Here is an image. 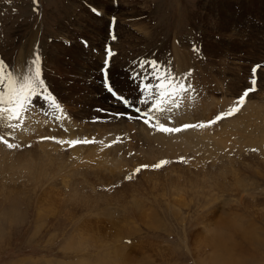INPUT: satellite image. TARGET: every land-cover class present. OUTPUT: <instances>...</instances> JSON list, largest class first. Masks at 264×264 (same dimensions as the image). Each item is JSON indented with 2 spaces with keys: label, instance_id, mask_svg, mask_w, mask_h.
<instances>
[{
  "label": "rangeland",
  "instance_id": "374dc122",
  "mask_svg": "<svg viewBox=\"0 0 264 264\" xmlns=\"http://www.w3.org/2000/svg\"><path fill=\"white\" fill-rule=\"evenodd\" d=\"M6 1L14 2L12 16L10 7H2ZM20 1L25 9L19 12ZM66 4L69 0H0V148L8 159L21 150L23 164L19 177L0 175V264H264V0H71L69 15L78 17L67 23V39L55 31ZM91 7L110 17L94 16ZM125 10L134 18L127 20L128 27L121 25L126 28L121 34L117 25L126 20ZM109 19L117 38L108 45L118 50L109 57L110 65L116 60L134 64L143 56V61L170 65L179 74L185 68L187 76L207 88L208 98L194 102L193 111L178 122L194 114L197 125L208 124L212 113L221 110L224 116L217 123L191 127L208 135L206 140L213 137L211 152L153 145V138L146 143L136 138L145 136L142 131L126 133L135 123L108 116L121 112L118 105L109 112L104 102L97 103L96 90L104 92L96 77L104 62ZM35 34V45L46 42L35 47L34 61L25 71L23 83L31 87L20 92L18 101L21 135L7 137L4 125L11 107L5 101V79H12L18 52H30L27 44ZM82 38L87 47L78 41ZM173 45L182 51L177 55L181 66ZM119 61L109 68L110 80L129 90L128 67H120ZM257 65L258 85L252 86L249 70ZM119 72L123 81L116 79ZM256 86L233 115L225 105ZM31 92L54 96L71 113L77 130L38 131L36 118L44 124L43 115L24 107V102L32 106L40 99L30 102L32 94L25 99ZM118 127L123 134L121 142L115 141L120 148L116 153L113 145L101 144L113 139ZM71 133L72 140L95 141L92 145L99 150L58 142L70 141ZM106 147L115 154L106 153ZM238 148L243 158L230 155L229 162L220 163L219 156ZM149 150V156L142 153ZM220 220L222 227H215ZM123 246L125 253L117 256L115 250Z\"/></svg>",
  "mask_w": 264,
  "mask_h": 264
},
{
  "label": "bare ground",
  "instance_id": "6f19581e",
  "mask_svg": "<svg viewBox=\"0 0 264 264\" xmlns=\"http://www.w3.org/2000/svg\"><path fill=\"white\" fill-rule=\"evenodd\" d=\"M70 1L71 0H69V5H67L68 4V1H66L67 2V4H66V9L64 8V11L62 12V14L64 15L63 16V19H62V21H60L59 23H58V25L56 26V32H58L57 33V36H58V34L60 35V36H64V38H66L67 39V23L70 21V18L73 16V18H75V17H78V15H73V14H71V15H69L70 13H69V8H70ZM80 1V0H79ZM83 2V1H82ZM95 4V3H94ZM111 4V3H110ZM216 4V3H215ZM99 6L101 5V4H98ZM206 5V4H205ZM69 6V7H68ZM67 7H68V10H67ZM22 8H23V5H22ZM202 8V7H201ZM214 8V7H213ZM71 9V8H70ZM215 9V8H214ZM72 11V10H71ZM100 12H99V15H104L105 17L107 16V17H110V16H108V14L107 13H105L102 9H100L99 10ZM124 13H126L125 15V17H124V19H126V20H122V21H119V26L117 25V28H121V25L123 26V25H125V26H129V23H128V19L129 20H131L132 21V19L131 18H134L133 17V15L132 16H128L130 13L128 12V11H126L125 10V12ZM121 14V13H120ZM203 14V13H202ZM204 15V14H203ZM233 16V15H232ZM118 20H119V18H118ZM226 21V20H225ZM100 22V21H99ZM138 25V24H137ZM125 26H123V27H125ZM138 27V26H137ZM122 30H121V34H122V32L123 31H125L126 30V28H121ZM141 29V28H140ZM119 31H120V29H119ZM118 31V32H119ZM35 32H37V31H35ZM124 34V33H123ZM142 34H144V33H142ZM147 34V33H146ZM148 35V34H147ZM37 35L35 34V39L33 40V41H31L29 44H27V46L28 47H30V52L29 51H27V53H25V56L21 53H19L18 52V54H17V58H16V61H15V63L16 64H14L15 66H14V72H12L11 74H12V79H9V80H6L5 79V81H6V86H4L3 87V90H4V94H5V101L7 102L8 100H10V103H8V106H10L11 107V109L8 111V115H7V119H6V121H5V132H4V136H6L7 135V137H10V135L11 134H15L16 133V135L17 136H20L21 135V128H22V126L23 125H20L21 124V122H20V124L18 125L17 123H19V120H20V118H21V116H20V105H19V97H20V92H21V90H20V85L21 84H23V81H25V71H27V69L32 65V60L34 61V49H35V47L36 46H38V47H41V48H43L44 47V44H45V42L43 43V45H35V42L37 41ZM55 37V36H54ZM145 37V36H144ZM250 37V36H249ZM117 38V37H116ZM174 39H173V41H172V43L173 44H175V41L177 40V38L174 36L173 37ZM62 40H64V39H62ZM121 40V39H120ZM67 41V40H66ZM167 42L168 41H165L164 43H163V45L166 47L167 46ZM178 42V41H177ZM41 42H39V44H40ZM58 43V42H57ZM105 44H107L108 45V39L106 40V43ZM120 44V43H119ZM47 45V44H46ZM129 45V44H128ZM131 45V44H130ZM51 46H52V44H51ZM109 46L111 47V45H110V43H109ZM149 46V45H148ZM174 46V45H173ZM173 46H171V47H173ZM46 47V46H45ZM109 47V48H110ZM175 47V46H174ZM172 48V52H173V49H174V52L173 53H175V62L177 61V63H178V65L179 66H181V63L180 62H182V58L181 57H178L177 55H182V51H180L179 50V48H177V47H175V48ZM179 47V46H178ZM212 47V46H211ZM53 48V47H52ZM58 48H61L59 45H58V47H57V49ZM104 48H106V47H104ZM162 48V47H161ZM176 48H177V50H176ZM65 49V48H64ZM67 49V48H66ZM39 50V49H38ZM123 50V49H122ZM176 50V51H175ZM43 51V50H42ZM47 51V50H46ZM62 51V50H61ZM65 51V50H64ZM104 51V50H103ZM118 51V50H117ZM44 52V51H43ZM67 52V51H66ZM65 53V52H64ZM103 54V53H102ZM43 55V54H42ZM141 55V54H140ZM38 56V55H37ZM66 56V55H65ZM142 56V55H141ZM139 58V57H138ZM184 58V57H183ZM114 59V58H113ZM126 59V58H125ZM124 60V59H123ZM194 60V59H193ZM114 61V60H113ZM118 61L119 60H116V62L118 63ZM131 61V60H130ZM141 61H143V56L141 57V58H139L137 61H135L134 62V64H128V63H126L125 64V62L126 61H119V65H120V67L122 66V64H125L128 68H126L128 71H130V69L131 68H134V69H138V65H139V63L141 62ZM55 62H57V60H54V64H56ZM115 62V61H114ZM114 63L113 65H110L111 67H115L116 66V64L117 63ZM194 62V61H193ZM35 63V62H34ZM183 63V62H182ZM189 63H190V61H189ZM199 63V62H198ZM197 63V64H198ZM36 64V63H35ZM193 64H195V62L193 63ZM119 65H117V66H119ZM97 66V65H96ZM99 66H100V64H98V68H99ZM36 67H37V65H36ZM40 67V66H39ZM176 67V69H178L177 68V66H175ZM210 67V66H209ZM208 68V67H207ZM211 68V67H210ZM32 69V68H31ZM33 69H34V67H33ZM36 69V68H35ZM123 70H124V68H122ZM12 70V69H11ZM45 70V69H44ZM180 70H181V73L179 74V72H177V71H175L176 72V75L178 76V77H180V76H182V75H184V74H187V72H188V70H185V68H180ZM205 70V69H204ZM210 70V69H209ZM13 71V70H12ZM33 71V70H32ZM184 73H183V72ZM211 71V70H210ZM11 74H10V76H11ZM124 74V73H123ZM116 75V79H119V78H122V74L119 72V73H116L115 74ZM86 77L88 76L87 74L85 75ZM197 77V76H196ZM97 78V81H99L100 80V76L99 77H96ZM91 79V78H90ZM89 79V80H90ZM108 79H109V81H110V83H112L113 85H114V87H117L118 89H120V90H122L120 87H119V85L121 84V83H115V82H113V81H111L110 80V70H108ZM125 78H123V80H124ZM119 80H121V79H119ZM123 80H121V81H123ZM118 81V80H117ZM196 81V80H195ZM96 82V81H95ZM101 84V83H100ZM91 86L90 87H93L94 88V85H96L95 83H92V84H90ZM90 87H89V89H90ZM95 88H96V86H95ZM116 88V89H117ZM96 90V89H95ZM94 91V90H93ZM95 93V92H94ZM31 94H32V97H35L36 96V94L35 93H33V92H31ZM105 93L104 92H102L101 91V93L98 91V90H96V95H95V98H98V100H97V103H99V104H101V106H103V104L105 103V105L106 106H108V107H110V109H111V111H109V112H114L115 110H117L116 109V105L117 104H115L112 100L110 101V102H113V103H107V101H108V98L104 95ZM47 95H51V94H47ZM30 95H28V97H29ZM52 96V95H51ZM14 97V98H13ZM54 97V96H53ZM12 98H13V100H12ZM36 98V97H35ZM55 98V97H54ZM29 99V98H28ZM30 100V102H32V100L33 99H29ZM231 100V99H230ZM104 102V103H103ZM257 102V101H256ZM209 104V103H208ZM27 105V104H26ZM199 105V104H198ZM205 105V104H204ZM252 105H254V103H252ZM7 106V105H6ZM28 106V105H27ZM201 106V105H200ZM206 106V105H205ZM209 106V105H208ZM256 106V105H255ZM261 106V105H260ZM262 106H263V104H262ZM194 107V106H193ZM252 107V106H251ZM196 108V107H195ZM205 108V107H204ZM208 108V107H207ZM109 109V110H110ZM209 109V108H208ZM243 109V108H242ZM256 108L254 107V110H255ZM193 111V110H192ZM210 112V111H209ZM220 112H221V110H220ZM219 112V113H220ZM13 114V120L12 121H9V115H12ZM204 114V113H203ZM240 114V113H239ZM245 114V113H244ZM210 115V114H209ZM243 115V114H242ZM247 115H249V114H247ZM25 116V115H24ZM197 116H199V114L197 115ZM224 116V115H223ZM222 116V117H223ZM195 115L193 114L192 115V117L191 118H189L188 119V121L187 120H185V121H187V122H189V121H194V124H196L197 125V122L196 121H198V120H196L195 119ZM209 117V116H208ZM208 117H206V118H208ZM235 117V116H234ZM239 117V116H238ZM183 118H185V117H183ZM210 118V117H209ZM231 118V117H230ZM243 118V117H242ZM241 118V119H242ZM205 119V118H204ZM205 120H207V119H205ZM34 121V120H33ZM41 118H36V125L37 126H34V127H36V128H39V126H40V124H41ZM182 121V120H181ZM180 121V122H181ZM201 121V120H200ZM209 121V120H208ZM241 121H243V120H240V122ZM239 122V121H238ZM17 124V125H16ZM23 124V123H22ZM28 124V123H27ZM30 124V123H29ZM245 124V123H244ZM257 124V123H256ZM246 125V124H245ZM248 125V124H247ZM27 126V125H26ZM168 126V125H167ZM250 126H251V124H250ZM34 127H33V129H34ZM227 127V126H226ZM229 127V126H228ZM248 127V126H247ZM29 128V127H28ZM182 128V127H181ZM180 128V129H181ZM200 128V127H199ZM262 128H264V127H262ZM201 129V128H200ZM256 129V128H255ZM39 130H41V128H39ZM125 130V129H124ZM210 130H211V128H210ZM184 132H181V131H179V132H172V133H166L165 135H167L166 137H164V136H159V137H157V138H153L154 139V142L152 143L153 145H157V143H165V144H168V145H170V147H174L175 145V147H177L178 149H180V150H182V151H185L186 149L187 150H194V149H199V148H202V147H204V150H208L209 152H211V150H210V145H212L213 146V143L214 142H212V140H213V137H210L209 138V140H206L209 136L208 135H205L202 131H199V132H196V131H194L193 129H189V128H185V130H183ZM205 131V130H204ZM255 131V130H254ZM263 131V130H262ZM116 132H117V135L118 134H123L122 133V129L120 130V127H118L117 129H116ZM207 132V131H206ZM214 132V131H213ZM213 132H211V133H213ZM230 133H231V131H229ZM260 132V131H259ZM234 133V132H233ZM261 134H264V131L261 133ZM28 135V134H27ZM38 136H36V137H40L41 136V134L40 133H38L37 134ZM137 135V139H142V138H145V139H143V141H145L146 143H149L148 141H150L149 140V138H147V137H145V136H142L141 138L138 136V134H136ZM232 135V134H231ZM235 135V134H234ZM246 135V138H247V133L245 134ZM111 136V135H110ZM141 136V135H140ZM228 136V135H227ZM23 137H24V135H23ZM29 137V136H28ZM251 137H252V135H251ZM261 137V136H260ZM72 138H73V133H71L70 135H69V140L70 141H72ZM108 138V137H107ZM111 138H112V136H111ZM243 138V137H242ZM30 139V138H29ZM35 139V138H34ZM39 139V138H38ZM254 139V138H253ZM74 140V139H73ZM106 142H108V141H110V142H112L109 146H111V145H113L112 147H111V149H114L115 150V148H116V153H117V151H118V149H120L119 148V146L117 147V146H114V144H115V141L113 142L112 141V139L111 140H109V139H106L105 140ZM134 141V140H133ZM250 141V140H249ZM252 141V140H251ZM17 142V141H16ZM30 142H32V141H30ZM239 142H241V141H239ZM21 143V142H20ZM20 143H18L19 145H20ZM155 143V144H154ZM243 143H244V141H243ZM82 144V143H81ZM81 144H77V146L78 145H81ZM84 145H92L93 143H83ZM235 144H237V142L235 143ZM2 145V144H1ZM22 145V144H21ZM106 144L105 143H102L101 144V146H105ZM145 145V144H144ZM150 145H151V143H150ZM239 144H237V146H238ZM13 146V145H12ZM76 146V145H75ZM109 146H107V147H109ZM250 146V145H249ZM1 147V146H0ZM3 147H4V145H3ZM16 147V146H15ZM40 147V146H39ZM106 147V148H107ZM226 147H227V145H226ZM226 147H225V150H226ZM11 148V147H10ZM90 149L89 150H95L96 152L99 150L97 147L96 148H94L93 147V145L92 146H90L89 147ZM182 148V149H181ZM4 149H5V147H4ZM7 149V148H6ZM34 149V148H33ZM77 149V148H76ZM111 149L109 150L108 148L105 150V152L106 153H113V154H115V151L113 150V151H111ZM149 149V148H148ZM217 149H219V148H217ZM11 150V149H10ZM15 150H16V148H15ZM29 150V149H28ZM221 150H223V148H221ZM24 151V150H23ZM213 151V150H212ZM242 151V149L241 148H238L237 150H235L234 152H232V151H229V152H227V153H224V155H222V156H219V158L218 159H221V160H219L220 161V163L221 164H223V162H225V160H227V162H229V159H227V158H230L229 156L230 155H236L237 156V158L239 157V156H242V158H243V154H245L244 152L242 153L241 152ZM29 152V151H28ZM27 152V154H30V153H28ZM31 152H33V150H31ZM163 152H164V154L166 153L165 152V149H163ZM24 153H25V151H24ZM135 153V152H134ZM144 155H146V156H149L150 155V153H151V150H149V152H147V151H143L142 152ZM184 153V152H183ZM186 153V152H185ZM9 154L7 153V156H8ZM39 155V154H38ZM44 155H45V153H44ZM6 156V157H7ZM21 156H22V153H21V150H17V151H15L14 152V155L13 156H11L12 158L11 159H8V158H6L5 157V153L2 151V149L0 148V175H2L3 177H7V176H9L10 174H15L16 176H20L21 175V171H20V169H21V167L23 166V164H22V158H21ZM23 156H26V155H23ZM34 156V155H33ZM37 157V156H36ZM166 157V156H165ZM30 158V157H29ZM215 158V157H214ZM226 158V159H225ZM26 159V158H25ZM29 160V159H28ZM238 160H239V158H238ZM243 160V159H242ZM25 162V164H26V161H24ZM32 162V161H31ZM28 163V162H27ZM35 163V162H34ZM257 164V163H256ZM27 166H28V164H27ZM41 168V167H40ZM117 168V167H116ZM119 168V167H118ZM221 168H223V166H220V169ZM41 170V169H40ZM36 173V172H35ZM34 174V173H33ZM45 176V175H44ZM40 177H42V176H40ZM2 178V177H1ZM33 179V178H32ZM172 182V181H171ZM181 182V181H180ZM3 184V183H2ZM175 184V183H174ZM170 185V184H169ZM173 185V184H172ZM176 185V184H175ZM178 185V184H177ZM5 187H10V186H8V185H4ZM166 187V186H165ZM171 187V186H170ZM174 187V186H173ZM178 186H176V188H177ZM180 187V186H179ZM154 189V188H153ZM174 189V188H173ZM175 190V189H174ZM199 192H197V194H198ZM202 195L203 196H205V194L204 193H202ZM161 197H163V196H161ZM205 198V197H204ZM170 200V198H168V199H166V201H169ZM203 201V200H202ZM139 203V202H138ZM135 204V203H134ZM109 214V213H108ZM220 222H221V220L215 225V227L219 224V226L220 227H222L221 226V224H220ZM243 236H247V234H243ZM243 236H241L242 238H243ZM197 238V237H196ZM135 248H137V246H135ZM120 249V247L119 248H117L116 250H115V253L117 254V256H120V255H122V254H124L125 253V250H126V248L123 246V247H121V250H119ZM124 250V251H123ZM237 250H242V248H239V249H237ZM239 252H241V251H239ZM239 252H237V254H239ZM116 256V257H117ZM241 256H243V254H241ZM243 261H246V260H243ZM242 260H241V262H243ZM237 264H239V260H237Z\"/></svg>",
  "mask_w": 264,
  "mask_h": 264
},
{
  "label": "snow or ice",
  "instance_id": "6c2138e0",
  "mask_svg": "<svg viewBox=\"0 0 264 264\" xmlns=\"http://www.w3.org/2000/svg\"><path fill=\"white\" fill-rule=\"evenodd\" d=\"M93 11H97L95 9H93ZM99 14V13H97ZM113 39L115 37H112ZM82 43L84 44L85 47H87V41H82ZM70 44V42H69ZM95 51V50H94ZM107 51V56L110 57L112 55H114V53H111L110 49L106 50ZM39 60V57H37V62ZM110 68V64L108 62V59L106 58L105 60V65L104 67L101 68V73L103 74V81L102 83L104 84L106 91L112 93L113 98H114V102H121L124 104V106L126 108H133L135 109L137 112L141 111L139 109V107L134 104L132 102V100L125 98L123 96H121L119 93H117L115 91V89L111 86L110 81L108 79V70ZM127 70V69H126ZM135 73V74H133ZM38 74V73H37ZM149 78H152L156 81H158L159 83H157L155 85V87L158 90L163 91L164 89L161 88V85H166V84H171L172 82V78L168 75L164 74V70L161 67V65L159 64V62L155 61V60H145V61H141L138 65V69H134L132 71H129V79L132 80L133 82H135L137 79L140 80V84L137 85V91L140 92L141 94H143V92L148 89H152L154 87L153 84L148 83L145 84V81L148 80ZM31 86L28 83H23L20 85V90L23 91L25 89L30 88ZM32 91L34 92V89H32ZM28 95H31V93H29ZM28 96H25V99H27ZM35 102V101H33ZM146 102V101H145ZM97 111H105L103 109H98ZM117 115H123V114H117ZM222 119V116H217L215 118V120L208 122V124H200V125H184V128H191V127H207V126H211V124H214L216 121ZM148 121L146 120L145 123H147ZM160 131L166 132V133H172V132H179L182 129L180 128H169V127H165L163 125L160 126L159 128ZM49 139H55V137H50ZM119 139V138H118ZM60 143H67L69 146H75L77 144H81V143H94L95 141H87V140H72V141H58ZM8 147H12L11 144L8 145ZM161 163H167L166 161L161 162ZM161 164H157L155 165V167H160ZM143 167H147L146 165ZM137 171H139V169H137Z\"/></svg>",
  "mask_w": 264,
  "mask_h": 264
}]
</instances>
